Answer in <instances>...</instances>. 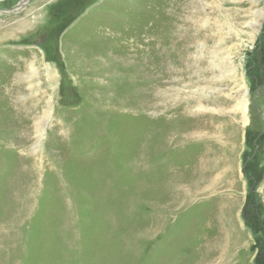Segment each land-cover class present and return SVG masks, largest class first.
Listing matches in <instances>:
<instances>
[{
  "label": "rangeland",
  "instance_id": "obj_1",
  "mask_svg": "<svg viewBox=\"0 0 264 264\" xmlns=\"http://www.w3.org/2000/svg\"><path fill=\"white\" fill-rule=\"evenodd\" d=\"M22 1L0 264H264V0Z\"/></svg>",
  "mask_w": 264,
  "mask_h": 264
},
{
  "label": "bare ground",
  "instance_id": "obj_2",
  "mask_svg": "<svg viewBox=\"0 0 264 264\" xmlns=\"http://www.w3.org/2000/svg\"><path fill=\"white\" fill-rule=\"evenodd\" d=\"M21 25V24H20ZM19 27V26H18ZM238 106L242 108L241 113L243 114V122L244 124H247L248 118L246 116L247 112V102L246 99L242 100L241 102L238 103Z\"/></svg>",
  "mask_w": 264,
  "mask_h": 264
},
{
  "label": "water",
  "instance_id": "obj_3",
  "mask_svg": "<svg viewBox=\"0 0 264 264\" xmlns=\"http://www.w3.org/2000/svg\"><path fill=\"white\" fill-rule=\"evenodd\" d=\"M29 0H23L22 2H20L19 4H17V6H15L13 9H11L10 11H16L18 10L22 5H24L25 3H27ZM10 11H6V12H10Z\"/></svg>",
  "mask_w": 264,
  "mask_h": 264
},
{
  "label": "trees",
  "instance_id": "obj_4",
  "mask_svg": "<svg viewBox=\"0 0 264 264\" xmlns=\"http://www.w3.org/2000/svg\"><path fill=\"white\" fill-rule=\"evenodd\" d=\"M257 87V86H256Z\"/></svg>",
  "mask_w": 264,
  "mask_h": 264
}]
</instances>
